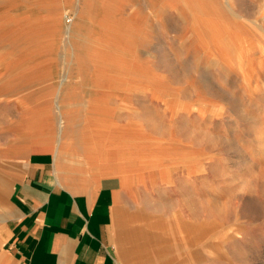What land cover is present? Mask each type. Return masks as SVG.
<instances>
[{
  "label": "rangeland",
  "instance_id": "rangeland-1",
  "mask_svg": "<svg viewBox=\"0 0 264 264\" xmlns=\"http://www.w3.org/2000/svg\"><path fill=\"white\" fill-rule=\"evenodd\" d=\"M24 147L123 174L119 264H264V0H0V206Z\"/></svg>",
  "mask_w": 264,
  "mask_h": 264
},
{
  "label": "crops",
  "instance_id": "crops-1",
  "mask_svg": "<svg viewBox=\"0 0 264 264\" xmlns=\"http://www.w3.org/2000/svg\"><path fill=\"white\" fill-rule=\"evenodd\" d=\"M9 159L0 264H119L114 220L125 191L119 176L61 180L67 171L54 153L27 147Z\"/></svg>",
  "mask_w": 264,
  "mask_h": 264
},
{
  "label": "bare ground",
  "instance_id": "bare-ground-1",
  "mask_svg": "<svg viewBox=\"0 0 264 264\" xmlns=\"http://www.w3.org/2000/svg\"><path fill=\"white\" fill-rule=\"evenodd\" d=\"M116 173H117V174H116ZM116 173H115L114 175H117V176L120 177V179H121V181H122V183H123V188L125 189L126 178L123 176L122 173L120 174V172H117V171H116ZM0 189H1L2 192H4L3 188H0Z\"/></svg>",
  "mask_w": 264,
  "mask_h": 264
}]
</instances>
